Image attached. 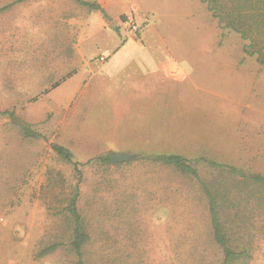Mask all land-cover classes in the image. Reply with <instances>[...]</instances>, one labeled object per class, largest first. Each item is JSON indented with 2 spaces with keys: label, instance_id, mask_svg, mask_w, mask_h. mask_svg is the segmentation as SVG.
<instances>
[{
  "label": "rangeland",
  "instance_id": "374dc122",
  "mask_svg": "<svg viewBox=\"0 0 264 264\" xmlns=\"http://www.w3.org/2000/svg\"><path fill=\"white\" fill-rule=\"evenodd\" d=\"M79 1L94 3L0 0V112L8 113L0 114V264H78L69 211L77 191L87 264H223L203 187L156 160L161 155L206 160L194 165L203 182L217 197L230 191L243 209L229 229L230 244L245 245L251 256L235 264H264V189L209 164L264 175V69L244 54L241 36L224 34L201 0H145L161 8L147 17L133 0H120L122 8L99 9L102 16L132 10L141 34L128 29V14L117 25L109 17L96 53L112 42L140 40L146 49L134 44L130 50L140 61L132 67L138 87H131L149 96L131 99L125 113H111L112 100L97 99L100 92L92 89L69 108L65 97L32 112L31 102L41 106L47 99L28 97L25 79L42 83L47 76L36 71L43 64L51 72L52 53L57 69L58 56L79 41L80 31L94 32L98 9ZM158 60L176 63L178 72L147 78ZM127 95L120 99L128 102ZM25 125L40 137L27 138ZM54 144L72 152L80 175ZM107 156L111 162L100 160ZM55 244L61 246L39 257Z\"/></svg>",
  "mask_w": 264,
  "mask_h": 264
},
{
  "label": "crops",
  "instance_id": "0c3cea01",
  "mask_svg": "<svg viewBox=\"0 0 264 264\" xmlns=\"http://www.w3.org/2000/svg\"><path fill=\"white\" fill-rule=\"evenodd\" d=\"M132 2L135 4L133 7L134 10L139 11L141 15L145 17L150 16L151 14L156 16V14L158 15L157 11H161V8H158L157 10L149 7V1L145 3V0H143L142 3L141 0H133ZM94 3L99 4L101 10L104 11L110 9L116 10L115 7L117 6L118 8V6H120V0H94ZM144 6L147 8L146 11L143 10ZM120 8L122 7L120 6ZM101 10H98L95 15L96 22L94 25V32L90 33L93 30L91 29L89 33H85L86 30L82 29L79 33V41L72 44V46L69 45V47L67 46L64 48L62 50L63 53L60 55L61 57L58 56V58L61 60V63L57 65V69L55 68L54 64L55 58H57V56H54L53 53L52 57L46 61L48 63L46 66H48V68L49 66L51 67V72L47 71V68L45 69L43 64L38 67L36 73L39 72V74H45L47 76L46 79L42 81V83H39L36 78L25 79L24 90L28 94V97L34 99L45 97L47 99L44 103H41V106L38 102H31L32 110L30 111H36L33 109L35 107L38 109V107H43L44 105L48 106L49 103L54 105L59 101H64L65 97L70 98V101L68 102L69 106L67 107L69 108L72 103H76V99L86 96V94L91 96L92 89L101 93L98 94L99 96L97 99L102 100L106 98L112 100L113 109H111V113H117L119 111L125 113L126 107L129 106L128 104L131 99L137 98L138 100V98L143 97L145 99L147 98L146 96H149L146 91L143 92L144 96H138V94H136L131 87L134 86L135 89L138 87V83H133L132 75L135 73V71H133L134 69H132V67L137 66L140 61H136V57L130 56V50L134 44H136L139 49L140 47H143L140 40L138 43H130L131 45H129V43L112 42L111 45H107L106 53H96L99 45L95 42L99 35H103V31L106 29L105 27L109 17H115L118 22L115 21L113 24L117 25V23L120 21L119 17L124 14H130L132 10H125V12L121 14H116L117 11L115 13L110 12V16L108 17H103ZM152 30L154 33H158L154 25H152ZM143 48L145 50L146 46ZM158 62H162L157 65L159 66L158 68L149 70L145 73L147 78H149L151 75L160 74L161 72L170 74H175L178 72L176 63L173 62L172 64H168V62L159 60ZM170 74H167V76L174 77V75ZM51 77H53L54 80ZM49 79H52L56 82L54 83L52 81L51 84H49ZM126 81L130 82L128 83L127 87L125 86ZM59 90H63V96L60 95V99L56 101L59 96L55 94ZM127 94L130 95L128 96ZM126 95L129 97V100L128 102H123V99H120V97L127 98L124 97ZM30 122L35 123L34 119H31Z\"/></svg>",
  "mask_w": 264,
  "mask_h": 264
},
{
  "label": "trees",
  "instance_id": "16d2710c",
  "mask_svg": "<svg viewBox=\"0 0 264 264\" xmlns=\"http://www.w3.org/2000/svg\"><path fill=\"white\" fill-rule=\"evenodd\" d=\"M207 4L208 10L218 19V25L225 34L226 31L239 34L244 41L243 51L247 57L255 58L257 64L264 69V0H201ZM82 6L90 7L91 9H101L97 3H89L79 1ZM9 8V7H8ZM6 8V10L8 9ZM4 10V9H3ZM1 11V10H0ZM222 34V36H224ZM0 114H8L0 113ZM24 134L27 138H37L40 135L31 130V127L25 125L23 127ZM53 150L62 158L74 165L75 170L80 175L79 163L74 161V156L67 148L54 144ZM101 161L105 163L111 162L110 157H102ZM165 164L174 166L183 173L192 175L200 185L209 200L210 219L213 229L215 242L220 246L224 253L223 264H235L237 261L245 260L250 257V252L245 245L241 248L233 247L231 243L229 229L234 228L236 224L235 218H241L243 209L239 210L237 199L232 197L230 191L223 193L216 192L218 195H223V200L215 194L212 189H209L206 183L201 179L198 171L194 167L195 164L206 162L205 159L190 160L181 155H161L156 158ZM211 167L227 171L237 178L242 179L247 186L255 187L256 189H264V175L254 174L245 169L209 161ZM253 189V188H252ZM221 197V196H220ZM79 191L74 195L69 206V211L75 220V238L72 246L78 256V264H87L83 258V244L88 240V235L85 233L82 223V217L79 213L77 202ZM263 201V199H261ZM224 217L227 221L224 222ZM61 245L55 244L44 249L39 257H44Z\"/></svg>",
  "mask_w": 264,
  "mask_h": 264
},
{
  "label": "built area",
  "instance_id": "2783aa9c",
  "mask_svg": "<svg viewBox=\"0 0 264 264\" xmlns=\"http://www.w3.org/2000/svg\"><path fill=\"white\" fill-rule=\"evenodd\" d=\"M124 22H126L128 24V29L132 30L134 33V35H140L141 30L139 25L136 22V18L135 16H133L132 14H128L124 19Z\"/></svg>",
  "mask_w": 264,
  "mask_h": 264
},
{
  "label": "water",
  "instance_id": "95a60500",
  "mask_svg": "<svg viewBox=\"0 0 264 264\" xmlns=\"http://www.w3.org/2000/svg\"><path fill=\"white\" fill-rule=\"evenodd\" d=\"M113 26V25H112Z\"/></svg>",
  "mask_w": 264,
  "mask_h": 264
}]
</instances>
